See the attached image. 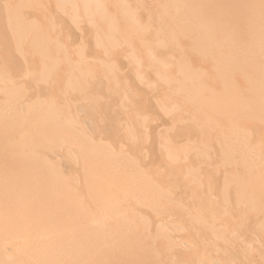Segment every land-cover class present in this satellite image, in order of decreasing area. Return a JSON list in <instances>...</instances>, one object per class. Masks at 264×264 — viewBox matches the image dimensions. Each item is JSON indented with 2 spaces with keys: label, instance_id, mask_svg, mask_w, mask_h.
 I'll return each instance as SVG.
<instances>
[{
  "label": "bare ground",
  "instance_id": "6f19581e",
  "mask_svg": "<svg viewBox=\"0 0 264 264\" xmlns=\"http://www.w3.org/2000/svg\"><path fill=\"white\" fill-rule=\"evenodd\" d=\"M263 128L264 0H0V264H264Z\"/></svg>",
  "mask_w": 264,
  "mask_h": 264
},
{
  "label": "rangeland",
  "instance_id": "374dc122",
  "mask_svg": "<svg viewBox=\"0 0 264 264\" xmlns=\"http://www.w3.org/2000/svg\"><path fill=\"white\" fill-rule=\"evenodd\" d=\"M260 129H261V128H260ZM263 129H264V128H263ZM263 129H262V130H263ZM262 130H260V132H261ZM263 132H264V131H263ZM263 132H262V133H263Z\"/></svg>",
  "mask_w": 264,
  "mask_h": 264
}]
</instances>
